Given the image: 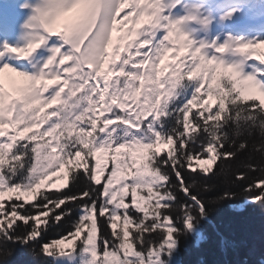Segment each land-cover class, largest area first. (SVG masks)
<instances>
[{
    "label": "snow or ice",
    "instance_id": "6c2138e0",
    "mask_svg": "<svg viewBox=\"0 0 264 264\" xmlns=\"http://www.w3.org/2000/svg\"><path fill=\"white\" fill-rule=\"evenodd\" d=\"M20 8L0 41V261L177 264L214 205L264 209V39L211 36L185 0Z\"/></svg>",
    "mask_w": 264,
    "mask_h": 264
},
{
    "label": "trees",
    "instance_id": "16d2710c",
    "mask_svg": "<svg viewBox=\"0 0 264 264\" xmlns=\"http://www.w3.org/2000/svg\"><path fill=\"white\" fill-rule=\"evenodd\" d=\"M222 179L214 182L219 185ZM201 224L203 238H181L177 253L180 264H264V209L258 204H244L241 199L222 201ZM6 264L39 262L17 245Z\"/></svg>",
    "mask_w": 264,
    "mask_h": 264
},
{
    "label": "rangeland",
    "instance_id": "374dc122",
    "mask_svg": "<svg viewBox=\"0 0 264 264\" xmlns=\"http://www.w3.org/2000/svg\"><path fill=\"white\" fill-rule=\"evenodd\" d=\"M241 1V0H240ZM227 3V2H226ZM225 3V4H226ZM264 3V1H263ZM225 4H222V5H225ZM230 8H235L237 9V12L234 16H232L230 19L226 20V21H234L235 17L238 16V18H241L239 15L242 13L244 15L245 12H243L242 8H238L237 6L233 7L231 5H229L227 8H225V11H227L228 9ZM244 18L242 19V22L245 23L247 21L244 22ZM182 27H185L187 28L186 26H182ZM264 21H259L255 24H251V25H246V24H237L236 28L231 31L232 35L233 36H238V35H243L245 39H249L251 37H256V38H260V39H264ZM221 31L225 32L222 28V22L219 20V16H218V19L217 21H215L212 26H211V36H216L218 33H220ZM190 36L193 38V39H197V35L195 33H189ZM244 34H247V36H245ZM220 40H223L224 37L223 36H220L219 37ZM14 42V39L12 40L11 43ZM264 50V49H262ZM176 56V57H179L180 56V51L177 50L176 52H170L168 53V61L169 62H172V58ZM55 183H60L59 181H55ZM61 247H68L67 243H65L64 245H61ZM176 260H177V264H180V260H179V257L178 255L176 256Z\"/></svg>",
    "mask_w": 264,
    "mask_h": 264
},
{
    "label": "bare ground",
    "instance_id": "6f19581e",
    "mask_svg": "<svg viewBox=\"0 0 264 264\" xmlns=\"http://www.w3.org/2000/svg\"><path fill=\"white\" fill-rule=\"evenodd\" d=\"M230 2H229V4L233 1V0H229Z\"/></svg>",
    "mask_w": 264,
    "mask_h": 264
}]
</instances>
